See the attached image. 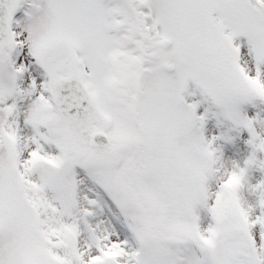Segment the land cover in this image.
Here are the masks:
<instances>
[{
  "label": "snow or ice",
  "instance_id": "snow-or-ice-1",
  "mask_svg": "<svg viewBox=\"0 0 264 264\" xmlns=\"http://www.w3.org/2000/svg\"><path fill=\"white\" fill-rule=\"evenodd\" d=\"M0 264H264V0H0Z\"/></svg>",
  "mask_w": 264,
  "mask_h": 264
}]
</instances>
